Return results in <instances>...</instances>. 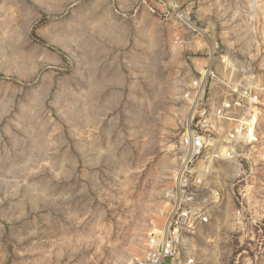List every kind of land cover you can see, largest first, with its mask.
Wrapping results in <instances>:
<instances>
[{
  "label": "rangeland",
  "instance_id": "rangeland-1",
  "mask_svg": "<svg viewBox=\"0 0 264 264\" xmlns=\"http://www.w3.org/2000/svg\"><path fill=\"white\" fill-rule=\"evenodd\" d=\"M209 65L264 86V0H0V264H139L177 212L196 264H264V97L179 173Z\"/></svg>",
  "mask_w": 264,
  "mask_h": 264
},
{
  "label": "built area",
  "instance_id": "built-area-1",
  "mask_svg": "<svg viewBox=\"0 0 264 264\" xmlns=\"http://www.w3.org/2000/svg\"><path fill=\"white\" fill-rule=\"evenodd\" d=\"M221 58L220 63L229 67L228 73L238 72L234 64ZM200 77L193 80L189 96L193 104L202 105L188 124L180 140V149L185 153L181 167L182 177L193 171L194 165H212L217 162L232 161L237 157L239 147L255 141L256 129L264 86L258 82L221 81L217 66L204 67ZM232 74H231V73ZM206 96L207 100H206ZM196 117V118H195ZM172 216L166 234L154 240V249L139 264H196L194 256L182 243L181 231L188 227L192 216L188 212ZM201 223L209 218L199 216Z\"/></svg>",
  "mask_w": 264,
  "mask_h": 264
}]
</instances>
